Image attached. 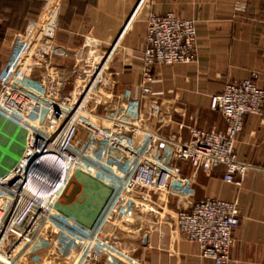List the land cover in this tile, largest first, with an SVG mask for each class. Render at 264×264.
Here are the masks:
<instances>
[{
  "label": "built area",
  "instance_id": "2783aa9c",
  "mask_svg": "<svg viewBox=\"0 0 264 264\" xmlns=\"http://www.w3.org/2000/svg\"><path fill=\"white\" fill-rule=\"evenodd\" d=\"M63 2L44 0L39 18L17 34L0 71V121L21 128L25 137L20 159L0 176V264H144L113 241L107 226L120 214L128 221L142 211L157 213L153 193L168 202L184 182L181 163L197 173L223 168V180L241 187L251 165L239 160L238 140L245 118L263 115L264 88L249 79L232 81L212 96L210 109L223 116L225 132L193 130L188 141L163 136L150 128L144 101L153 100L154 111L162 105L153 90L157 67L196 62L195 22L149 15L137 97L130 88L117 91L109 67L115 46L102 55L90 44L71 49L57 38ZM59 60L73 65L63 67ZM80 130L84 140L77 139ZM64 157L70 173L61 181ZM77 171L111 187L90 226L61 205ZM36 174L40 178H31ZM179 206L178 229L199 246L202 258L230 264L242 223L238 204L208 198Z\"/></svg>",
  "mask_w": 264,
  "mask_h": 264
},
{
  "label": "crops",
  "instance_id": "0c3cea01",
  "mask_svg": "<svg viewBox=\"0 0 264 264\" xmlns=\"http://www.w3.org/2000/svg\"><path fill=\"white\" fill-rule=\"evenodd\" d=\"M140 2L64 0L57 38L71 49L90 44L102 55L115 46L109 67L117 91L130 88L140 97V51L145 45L149 15L173 14L194 21L196 62L155 69L153 90L155 100L162 105L154 111L150 107L153 100L147 99L145 114L151 118L153 131L163 136L176 134L184 141L191 138L193 130L225 132L223 116L210 109L212 96L221 94L232 81L249 79L264 88V0H144L120 38ZM57 62L63 67L73 65L71 60ZM0 129H16L24 136V131L9 121H0ZM238 154L241 162L251 165L241 187L223 180V168L197 173L189 164L181 163L184 182L174 189L168 202L154 192L152 202L157 213L142 211L128 221L118 215L107 226L110 237L118 246L132 250L144 264H215L202 258L199 246L179 231L176 214L180 202L191 208L208 198L220 199L236 202L242 217L234 233L230 264H264V113L245 118ZM78 173L68 189L74 185L73 191L80 185L79 194L73 202L61 205L65 213L90 226L110 196L111 187Z\"/></svg>",
  "mask_w": 264,
  "mask_h": 264
},
{
  "label": "rangeland",
  "instance_id": "374dc122",
  "mask_svg": "<svg viewBox=\"0 0 264 264\" xmlns=\"http://www.w3.org/2000/svg\"><path fill=\"white\" fill-rule=\"evenodd\" d=\"M43 4L44 0H0V71L11 56L17 34L29 22L39 18ZM84 138L85 134L80 130L77 139ZM24 149L25 137L22 134H18L16 129H0V174L12 168ZM73 186L66 190L62 204L68 205L76 199L80 185L72 191Z\"/></svg>",
  "mask_w": 264,
  "mask_h": 264
},
{
  "label": "bare ground",
  "instance_id": "6f19581e",
  "mask_svg": "<svg viewBox=\"0 0 264 264\" xmlns=\"http://www.w3.org/2000/svg\"><path fill=\"white\" fill-rule=\"evenodd\" d=\"M130 25H131V24L126 25V26H127V29L129 28ZM20 157H21V155L15 160V162H17V161L20 159ZM36 158H37V156L34 157L32 160H35ZM37 159H38V158H37ZM13 160H14V159H13ZM32 160H31V162H32ZM31 162L29 163V165H31ZM60 165H61L62 170L65 171V172L62 174V175H63V178L61 179V181L64 180V179L66 180L67 177H68V175H69V173H70V168H69V166H68V162L66 161V157L62 158V163H60ZM63 166H64V169H63ZM33 171H34V170H33ZM77 172H79V171H77ZM82 173H83V172H82ZM78 174H80V172H79ZM83 174H84V173H83ZM34 177L40 178V175H39V174H36V175H32V176H31V178L35 179ZM35 181H38V180H35Z\"/></svg>",
  "mask_w": 264,
  "mask_h": 264
}]
</instances>
